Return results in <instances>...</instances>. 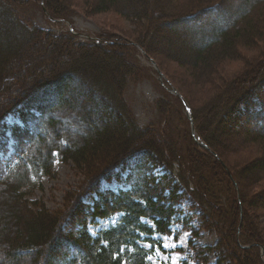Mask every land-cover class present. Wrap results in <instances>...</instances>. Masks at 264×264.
I'll list each match as a JSON object with an SVG mask.
<instances>
[{
	"label": "trees",
	"instance_id": "16d2710c",
	"mask_svg": "<svg viewBox=\"0 0 264 264\" xmlns=\"http://www.w3.org/2000/svg\"><path fill=\"white\" fill-rule=\"evenodd\" d=\"M24 1L27 0H0L3 44L0 45V127L10 114L23 122V126L17 127L18 142L14 144L21 151L17 163L8 174L0 169V264H124V261L151 264L149 257L154 249H163L162 242L154 236L172 235L176 224L191 231L190 246L195 254L191 262L208 264V255L215 248L197 247L194 239L198 238L199 231L189 225L188 217H182L181 205L185 200L200 209L201 230L208 229L212 221L219 236L226 239L227 245L222 247L221 238L217 249L226 253L234 264H262L260 248L264 247V228L260 223L257 227L249 225L244 207H256L263 213L261 218L264 217V75L255 74L249 79L246 74L251 67L245 63L229 81L221 73L224 65L218 69L216 64L224 63L238 43L259 38L264 41V22H261L264 0H189L179 5H176L179 0H160L163 4H152L158 5L156 12H149L152 17L147 14L151 5L138 11L137 1L93 0L97 11L113 10L126 17L146 19V31L154 27V22L158 23L157 27L164 23L165 29L168 27L166 31L177 35L182 43L190 39L188 33L196 34L197 41L189 46L190 54L185 59L189 75L196 84L211 86L216 91L213 95L222 96V102L212 110L218 98L210 99L207 111L210 119L206 118L202 128L191 109L198 141L207 148L195 144L191 137L194 150L189 147L185 156L180 147L174 150L170 140H161L159 130L141 127L126 104L123 92L128 75L134 70L122 51L123 43L104 40L102 34L99 35L101 43H81L73 36L60 33L54 37L44 33L14 11L13 7ZM46 1L47 11L52 6ZM173 5L179 8L174 10ZM49 12L55 19L68 17L63 12L57 15ZM44 35L49 37V43ZM38 41L53 47L61 41L73 42L72 48L81 52H78L80 58L68 50L65 51L68 60L59 62L60 51L56 47L53 50L58 48L57 56L47 58L50 64L46 75L32 80L29 88L19 86L18 81L10 90L8 79L21 78L12 73L14 67L26 57H33V48L41 49ZM135 42L156 62L168 83L180 91L181 102L182 98L188 102L160 61L149 52L146 42L142 39ZM82 52L101 55L109 52L112 61L119 63V69L98 73ZM212 73L217 77L209 78ZM213 79L227 88L235 84L222 92L223 87L219 89ZM84 97H88L92 108L83 105ZM224 118H230L233 123V128L228 125L224 131L227 137L232 135L238 144L242 143L233 150L239 155L234 159L237 162L234 168L224 162L218 150H226L216 140V128ZM73 119L85 125L87 132L76 134L68 129ZM242 151L248 152L247 155H240ZM251 151L257 153L251 155ZM192 155L209 157L226 172L235 189L234 199L228 196V182L229 189H226L214 178L205 179L198 173ZM56 161L72 162L88 185L74 195L72 204L64 211L52 210L41 200H30V193L25 190L34 189L42 177L53 175ZM158 168L163 170L161 174L157 173ZM235 168L236 173L232 171ZM113 182L117 183L115 188L103 186ZM253 185L259 190L250 199L248 192ZM116 214L120 216L115 225L95 234L91 232V226L97 227L100 220ZM219 217L224 220L221 227L217 225L222 223ZM214 254L215 264H220L224 259Z\"/></svg>",
	"mask_w": 264,
	"mask_h": 264
},
{
	"label": "rangeland",
	"instance_id": "374dc122",
	"mask_svg": "<svg viewBox=\"0 0 264 264\" xmlns=\"http://www.w3.org/2000/svg\"><path fill=\"white\" fill-rule=\"evenodd\" d=\"M129 1H137L136 7L138 9H144L143 7L146 9L148 5H151L147 9V14H149L150 17L152 16L149 12H156L158 10V5H155L156 7H154L152 4H163L160 0L159 2L155 0V3H153L154 0H148V2H145L146 0ZM48 2L52 6V8L48 7V10L53 14L57 15L63 12L68 17L64 20L52 17L50 15L51 13L44 9L46 4L48 5L46 0L45 2L43 0H27L21 3L22 5L17 4L18 7L14 6L13 9L18 16L29 25L44 33L45 31L49 32L50 35L54 37L61 33L73 36L76 42L80 41L83 43L95 41L99 39V35L102 34L104 40L123 43L122 51L127 54L128 61L131 63L134 70L128 75L123 97L137 123L143 128L159 130L162 136L161 140H163V138L170 140L174 150L175 148L178 149L180 147L181 150H183V154L187 152L189 147L194 150L191 143V137L194 142H196L195 144L199 146L198 139L194 138L192 135L191 121L187 115L186 106L179 99V95L172 91V87L174 86L168 83L166 77L165 79L163 78V80L160 79L158 73L151 64L149 59L151 57L144 49L138 48V45L134 44L136 43L135 41L139 39L146 42L149 52L156 56V59L160 61L163 68L183 92L182 94L186 97L189 103L187 101L185 102L188 104L190 110L192 109L193 112H196L195 115L197 120H195L197 123H202V128L204 122H206V118L210 119V117L207 116V111L210 110H208L211 102L210 99L215 97L214 100H216L218 97L213 95L214 90H211V86L206 85V83L196 84L189 75V66L186 64L185 59L190 54L189 51L191 49L189 46L192 42L197 41L196 34L188 33L187 37L190 39H187L188 42L182 43L178 40L179 38L177 39V35L166 31L168 27L165 29L164 23H160V26L157 27L158 23L154 22L155 28H152L151 26V28L146 31V19L143 20L135 19V17H126L124 14L113 10L97 11L96 3L93 0H48ZM188 2L189 0H179L176 2V5L187 4ZM238 3L240 4V1H238ZM171 8L177 10L179 7L174 6ZM140 9L138 11H141ZM127 14L131 15V11L127 12ZM157 16L160 15L157 14ZM159 18L160 17H158V19ZM159 20L161 22L164 21L161 18ZM262 21L264 22V20H261V22ZM200 30L204 31V28ZM13 33L17 35L18 32L13 31ZM20 37H22V34ZM43 38L46 39V43L50 42L47 41L49 40L47 35H44ZM38 43L41 46V49L34 46L36 48H33V57H26L22 63L17 64L14 67L12 73H14V76L20 75L21 78L17 81H15V79H8L11 80L9 82V85L11 86L10 90L14 89V85H16V82L18 81L21 83L19 86L23 85V88H29V83L46 75L48 73L47 65L50 64V62L47 61V58L51 55H56L58 48L53 50L56 47H59L60 51H58L59 55H56L57 58L60 57L58 59L59 62H66L68 60L65 54V51L68 50H70L72 54L78 55L77 57L80 58L79 53L81 52L72 48L73 42L61 41L58 43L59 45L54 47L52 44H45L44 46L40 44L39 41ZM0 45L3 46L2 39H0ZM30 49L32 48L30 47ZM82 53L88 57L89 63L94 65V70L98 73L106 74L109 69H119V63L116 60L112 61L113 58L111 59L109 52L105 53L107 57L100 53ZM245 63H248L247 66H249V68L251 67L246 74L249 79H252L255 74H258V76L264 75V41L260 38L255 41L249 40L246 44L238 43L234 51L229 54L228 59H226L224 63L220 64L219 62L216 64V68L218 67L219 69L221 65H224L221 73L231 81L232 78L244 68ZM212 77L216 78L217 74H210L209 78ZM212 81H214L215 85L219 84V89L223 87L222 92L229 90L233 84H235L232 83L231 87L227 88V85L220 83V81L216 83V79H213ZM166 83L172 87L166 85ZM88 94L90 95L89 92ZM87 98L88 97H84L82 99L83 105L92 108L87 101ZM221 102L222 96L215 101L212 110L216 109V106H219ZM94 108L96 107L94 106ZM193 117L194 115L192 113V118ZM229 119L230 118H224L216 128V134H218L216 140L218 141L217 143H220L226 148L224 151L220 148L218 149L221 151L220 153L225 160L224 162L230 165L229 167L234 168V165H237V162L234 159L239 155L238 153L236 155L233 150L238 149L242 143L238 144L236 138L232 135L227 137L226 132H224L227 131L228 125L231 127L233 125ZM195 120L193 118L194 129L196 127ZM22 123L23 122L16 115L10 114L2 122L0 127V169L4 170L7 174L13 165L17 163L18 156L21 152L19 147L18 149L15 148L14 144L18 142V134H16V132H18L17 127L23 126ZM69 126L70 128L68 127V129L73 130L76 134L87 132L85 125H81V123H78L75 119L69 123ZM234 128L238 127L234 126ZM188 132L191 134L190 137L188 136ZM246 153L248 152L242 151L240 155L245 156ZM256 153V151H251L250 154L254 155ZM194 156L192 155L193 164H196L195 169H197L198 173L201 174V176H204L205 179L208 177L214 178V181L221 183L226 189L230 188L228 196L231 197V199H234L235 189L229 183V178L226 172L223 171L219 165L214 164L209 157L200 155ZM186 162L187 161L184 163L186 164ZM156 171L158 174L163 172L160 168ZM232 171L236 173V168ZM85 179L86 178L81 170L72 162L69 161L68 163H63L61 161H56L54 164L53 175L50 177H42L37 182V186L34 189H24L29 191L30 194L28 198L30 200H41L52 210L59 209L64 211L72 204L74 195L79 190L84 189L83 186L85 185ZM227 182L229 183V188L227 187ZM103 184V186H109L111 188L117 186V183L115 182ZM242 184L243 183H240L241 186ZM85 186L88 187V185ZM258 186H260V184ZM249 190L248 194L250 196L248 198L251 199V195L256 194L259 188L254 187L253 185ZM85 200L88 201L87 198H85ZM181 208L183 210L182 217H188L189 225H192V228L199 231L198 238L194 239L197 247L215 248L214 251L208 255V258L210 259L208 264L216 263L217 256L214 252L221 255L224 259L220 264H234L232 260L226 256V253H221V251L217 249L219 248L218 244L222 237L219 236L218 229L212 224V221L210 222L211 225L208 229L201 230L198 218L200 209L198 210L196 205L191 204L190 200H185L181 205ZM205 210L207 211V209ZM244 210L245 220L248 221L249 225L252 224L257 227V224L260 223L261 228H264V217L261 218L263 213L258 211V208L246 205ZM189 215L193 216V218L190 219ZM119 216L120 214H117L107 220H101L97 227H90L91 232L95 234L102 228L114 225L119 219ZM221 216L225 217L226 215L224 216V214H222ZM220 218L221 217H219V220ZM220 221H222V223L220 224V222H218L217 224L219 227L222 226L224 220ZM192 238L191 231L185 228L182 224L174 225L173 234L170 236L156 234L154 239L162 242L163 249H154V252L149 257L151 264H182L186 260L189 261V264H193L190 260L191 258H195V254L190 246V240ZM221 242L222 247L227 245L226 239L222 238ZM146 246L149 245L146 244ZM260 250L262 257L261 263L264 264V247L261 246ZM124 264L129 263L128 261H124Z\"/></svg>",
	"mask_w": 264,
	"mask_h": 264
},
{
	"label": "water",
	"instance_id": "95a60500",
	"mask_svg": "<svg viewBox=\"0 0 264 264\" xmlns=\"http://www.w3.org/2000/svg\"><path fill=\"white\" fill-rule=\"evenodd\" d=\"M151 61L153 62L152 64H153L154 68L158 71L159 76H160V79L163 80L162 77L164 76V74H163V73L161 72V70L158 68V66H157V64L155 63V61H154L153 59H151ZM173 92L176 93V94H178V95L180 96V93H178V91L173 90ZM182 100H183V103H184L185 106H186L187 115H188V117H189V119H190V121H191L192 135H193L194 138H197V136H196V132H195V129H194V124H193L192 112H191V110H190L188 104L185 102L184 98H182ZM197 139H198V138H197ZM199 145L202 146L203 148H207V145L204 144L203 142H200V141H199Z\"/></svg>",
	"mask_w": 264,
	"mask_h": 264
}]
</instances>
